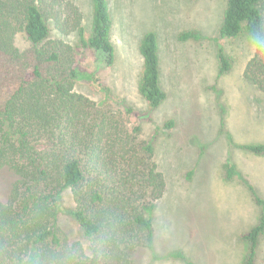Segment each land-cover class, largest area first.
<instances>
[{
    "label": "trees",
    "instance_id": "16d2710c",
    "mask_svg": "<svg viewBox=\"0 0 264 264\" xmlns=\"http://www.w3.org/2000/svg\"><path fill=\"white\" fill-rule=\"evenodd\" d=\"M226 1L220 36L244 35L253 42L256 51L244 75L264 91V0ZM56 3L0 0V171L14 179L7 195H0V264H143L138 256L153 248V214L167 189L154 141L140 139V126L127 131L104 104L75 89L87 82L111 96L95 72L72 59L76 52L90 51L114 65L109 2L92 0L90 31L77 5L70 2L64 17L54 9ZM49 21L63 36L76 35L77 44L52 41ZM20 34L28 51L16 46ZM181 39L201 36L190 31ZM139 51L144 59L139 92L155 110L167 98L160 84L157 34L147 33ZM219 59L221 76L231 65L223 52ZM172 126V121L166 124ZM241 148L264 156V143ZM237 175L228 159L226 179ZM245 182L255 201L264 203ZM66 195L69 209L63 207ZM64 211L82 240L70 241L61 224ZM262 236L264 215L241 236L249 249L245 264H255ZM171 257L187 261L182 251Z\"/></svg>",
    "mask_w": 264,
    "mask_h": 264
},
{
    "label": "rangeland",
    "instance_id": "374dc122",
    "mask_svg": "<svg viewBox=\"0 0 264 264\" xmlns=\"http://www.w3.org/2000/svg\"><path fill=\"white\" fill-rule=\"evenodd\" d=\"M70 2L83 12V26L90 31L92 0H57L54 9L67 17ZM108 2L114 65L107 66L102 54L90 51L76 52L72 59L79 68L95 72L111 96L107 98L87 82H79L75 89L104 104L127 131L140 126V139L154 141L167 189L153 214V248L141 251L139 260L143 264H245L249 249L241 236L264 215V203L255 201L245 182L264 202V156L241 148L264 143V91L244 75L255 45L244 35L220 36L226 0ZM49 22L52 41L77 44L76 35L65 37ZM190 31L198 32L201 39L182 40L181 35ZM149 32L158 36L160 84L167 95L155 110L139 92L144 64L139 46ZM16 46L21 52L30 48L22 34ZM221 52L231 68L219 76ZM170 121L173 126L167 128ZM228 159L237 167L233 180L226 179ZM13 180L9 172L0 171L2 197ZM68 197L63 202L67 209ZM67 213L61 217L64 231L70 241L82 240V232ZM179 251L187 261L171 257ZM255 264H264V236Z\"/></svg>",
    "mask_w": 264,
    "mask_h": 264
}]
</instances>
